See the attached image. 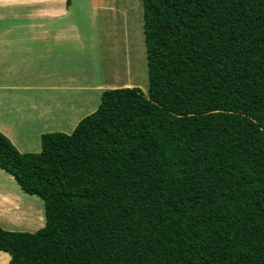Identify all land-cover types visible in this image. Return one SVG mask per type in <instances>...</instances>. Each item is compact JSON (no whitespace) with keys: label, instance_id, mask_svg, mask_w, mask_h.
Segmentation results:
<instances>
[{"label":"trees","instance_id":"obj_1","mask_svg":"<svg viewBox=\"0 0 264 264\" xmlns=\"http://www.w3.org/2000/svg\"><path fill=\"white\" fill-rule=\"evenodd\" d=\"M141 4L147 93L104 89L38 152L0 131L45 218L0 227L7 264H264V0Z\"/></svg>","mask_w":264,"mask_h":264},{"label":"rangeland","instance_id":"obj_2","mask_svg":"<svg viewBox=\"0 0 264 264\" xmlns=\"http://www.w3.org/2000/svg\"><path fill=\"white\" fill-rule=\"evenodd\" d=\"M141 5V0H72L69 15L63 19L62 26L73 24L66 41L73 47L69 54L65 41L62 42L64 57L57 70H65L68 64L71 71L75 69L74 76L78 84L105 83L110 86L121 85L118 87H139L147 93L145 48L140 38L143 29ZM105 84L101 88L76 91V112L65 122L56 117L51 122H37L46 119L28 111L17 124L11 135L13 140L10 141L19 152H38L40 142L37 131L70 133L82 117L97 108ZM43 95V91H38L33 96L44 98ZM0 176L3 181L0 182V190L13 194L25 207L22 214L19 203L12 206L13 212L18 211L21 215L18 221L24 225L7 227L30 232L42 227L45 223L42 199L22 191L13 177L2 169Z\"/></svg>","mask_w":264,"mask_h":264},{"label":"crops","instance_id":"obj_3","mask_svg":"<svg viewBox=\"0 0 264 264\" xmlns=\"http://www.w3.org/2000/svg\"><path fill=\"white\" fill-rule=\"evenodd\" d=\"M13 3V0H0V131L11 140L17 124L28 111L46 119L37 122L50 121L55 117L65 122L76 112V91L101 88L105 84H78L74 76L75 66L72 71L68 64L65 70H57L64 57L62 42L65 41L69 54L73 47L66 42L73 24L62 26L63 19L69 15L72 0L69 5H66V0ZM140 38L143 40V31ZM118 86L121 85L105 84V89ZM38 91H43L44 98L34 97ZM43 132L39 130L36 133L39 142ZM0 182H3L1 176ZM17 203L22 213L25 207L21 201L0 190V227L13 230L7 226L24 225L18 221L21 215L12 209ZM0 253L6 255L7 264L9 254Z\"/></svg>","mask_w":264,"mask_h":264}]
</instances>
